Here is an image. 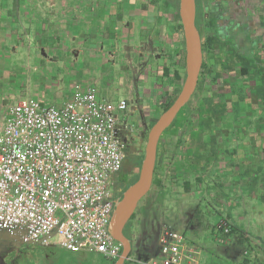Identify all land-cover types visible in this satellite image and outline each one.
<instances>
[{"label": "crops", "instance_id": "0c3cea01", "mask_svg": "<svg viewBox=\"0 0 264 264\" xmlns=\"http://www.w3.org/2000/svg\"><path fill=\"white\" fill-rule=\"evenodd\" d=\"M255 3L264 0H249L251 7ZM167 17L174 20L175 29L173 7L153 0H0V59L4 60L0 67L12 71L10 60L22 54L26 62L20 68H28L25 86L42 105H62L78 83L95 86L100 96L111 85L123 93L112 99L127 98L133 93L132 84L123 75L106 83L101 79L103 68L109 63L114 75L116 69H133L137 53L143 58V71L148 70ZM178 37L176 33V48ZM121 54L130 56L123 60ZM39 69L44 72L38 73ZM8 96H0V102ZM185 144L184 150L191 149L192 154L182 158L181 171L202 180L194 187L187 179L183 186L182 230L190 228L197 234L200 264H264V157L260 164L249 163L252 156L242 163L228 162L229 158L218 161L225 154L234 156L236 149L214 147L212 152L211 146L200 152V146ZM194 156L197 171L188 161ZM208 165L214 172L211 182L206 179ZM191 189L197 191L196 198L190 196ZM224 220L231 234L217 228Z\"/></svg>", "mask_w": 264, "mask_h": 264}, {"label": "built area", "instance_id": "2783aa9c", "mask_svg": "<svg viewBox=\"0 0 264 264\" xmlns=\"http://www.w3.org/2000/svg\"><path fill=\"white\" fill-rule=\"evenodd\" d=\"M23 90L0 102V228L32 239L54 232L72 252L117 260L122 244L112 235L110 184L123 164L116 129L132 95L113 102L78 83L62 105H42ZM218 228L230 230L225 220ZM200 254L182 231L165 226L147 264H200Z\"/></svg>", "mask_w": 264, "mask_h": 264}, {"label": "rangeland", "instance_id": "374dc122", "mask_svg": "<svg viewBox=\"0 0 264 264\" xmlns=\"http://www.w3.org/2000/svg\"><path fill=\"white\" fill-rule=\"evenodd\" d=\"M154 2L163 4V0H153V3ZM205 3L208 4L206 8L207 24L202 28V36H214L213 47L205 54L207 66L211 71H209L204 80V88L200 92L197 91L189 103L190 123H187L184 128L179 130V135L167 134L161 139L164 144L162 148L164 157L162 156V166L155 175L162 179L165 191L167 192V198L165 200L166 210L162 218L170 221L168 225L182 231L190 244H196L197 234L192 232L190 228L185 231L182 230V225L185 222H183L181 216V193L187 179L192 182L194 187H196L199 182L196 181L193 174L187 176L182 171L174 172L172 167V161L182 152L183 146L184 149L186 148L185 142L188 141L189 145L193 147L200 146L202 148L200 152H205L206 149L204 148L208 149L212 146V137L214 136L216 137L217 147L227 148V151L236 149L237 152L234 156L225 154V156H220L218 161L229 158L228 162L234 161L242 163L247 162L248 156H252L254 160L253 162L249 161V163L260 164L262 162L260 158L264 157V118L260 123L258 122L259 113L264 109V105H257L256 113H254V115L252 114V117L247 118L248 114H246V112L247 110L251 112L250 108L246 106V110L242 111L238 109L239 106L246 104L242 102L236 103L238 97L237 93L239 92L235 93V91L241 86L248 88L250 84H254L255 82L252 83V80H245V78L240 75L238 69L225 68L222 65L230 61V49L232 48L230 45V38L232 36H236V38L238 37L243 41V46L237 47L238 52L247 51L252 55H260L264 60V3H255L253 7L249 5V0H206ZM212 19L216 20V25H208V21ZM171 24H173L172 27ZM175 29L174 20H170L167 17L166 25L163 27V33L158 36V46L155 49L157 54H152V59H150L151 67L148 70L143 71L144 68L141 66V63L144 61L143 58L141 60L137 53L133 54V69L128 67L129 69L125 68L123 72L120 69H116L114 75L111 73V70L113 71L114 69L111 65H108L109 63L103 68L105 73L101 76V79L103 81L105 80L106 83L112 84L114 80H121L120 77L123 75V77H126L125 81H129V83L132 84V92L137 93L136 97L140 99L144 109L145 118L143 119L147 122V133L152 126L153 119L157 118L162 113L163 103L174 94H178L179 87L182 85V82L176 83L173 80V72L178 68L182 70L183 66H181V63L182 61L184 62V57L175 51L177 46V41L175 39L177 30ZM26 49L28 48L26 47ZM9 52L10 51H8V53ZM129 56L121 54L123 60L126 59L125 57ZM3 61L4 60L0 59V64ZM22 62L24 63L26 60L24 56L22 58L21 54L10 60L9 66L12 67V71L11 68L2 69L0 67L1 97L8 94L9 96L7 98L13 100V97H11L12 95H17L22 91V87H27L25 86V78L28 68L22 65L21 70L20 63ZM18 65L19 67H16ZM166 68L169 69V74H166ZM31 69L30 72L32 71ZM43 72V69L38 70V73ZM23 91L30 95L28 91ZM101 93L102 97L106 95L105 98H111L110 101L113 102L118 101L122 97L117 99L112 98L117 95H123L122 92L118 93L111 85ZM251 94L254 96L253 101L256 102L255 92ZM208 97H211L214 102L225 100L227 107H232L233 109L228 112L223 120L216 124L206 126L199 131L197 134L199 137L192 136L191 130L198 124L196 117L197 112L195 113V110L199 103ZM237 111H241L239 115L236 114ZM228 122L232 123V125L228 126ZM141 124L140 122L139 129L141 128ZM180 135L182 138L181 145L177 142ZM218 153H223V151H218ZM212 168L211 165L206 167V179L209 182L213 179L212 175L214 172ZM154 189L155 185L152 190ZM192 191H194V193H192ZM190 193L193 194L190 196L196 198L197 191L195 189H191ZM196 200L197 199H194V202ZM143 202L144 201H142L141 204H143ZM69 252V256H64L62 258L69 260L73 259L76 261V264L85 263L83 259L81 261L75 256L77 253ZM91 254L92 253H88L89 257L95 256Z\"/></svg>", "mask_w": 264, "mask_h": 264}, {"label": "flooded vegetation", "instance_id": "af4514ba", "mask_svg": "<svg viewBox=\"0 0 264 264\" xmlns=\"http://www.w3.org/2000/svg\"><path fill=\"white\" fill-rule=\"evenodd\" d=\"M205 54L206 52H204V62L207 63ZM207 74H205L200 89H197L198 92L204 88V80ZM199 85L200 82L198 88ZM131 95L128 113L116 129V136L121 143L124 157L121 169L112 176L110 184L111 195L115 203L114 212L124 191L131 185L129 181L138 173V168L132 164L135 158L143 154L144 141L147 135V122L143 119L145 114L140 99L136 97V92L131 93ZM140 122L142 124L139 129ZM142 201H144L143 204H141ZM141 202L124 227V234L131 242L128 264H147L161 247L164 227L170 226L162 217L152 221V218L140 211L142 207L147 205L152 208V189ZM31 240L33 239L29 238L25 230H0V264H76L73 259L62 258L69 256L70 250L53 240V237L38 243L30 242ZM84 252L92 251L74 253H77L75 256L82 261V259L86 260L89 257ZM94 255L95 261L104 257L96 252Z\"/></svg>", "mask_w": 264, "mask_h": 264}, {"label": "trees", "instance_id": "16d2710c", "mask_svg": "<svg viewBox=\"0 0 264 264\" xmlns=\"http://www.w3.org/2000/svg\"><path fill=\"white\" fill-rule=\"evenodd\" d=\"M197 1V26L202 34V28L204 27L203 25L207 24L206 23V8L208 6V4L205 3L206 0H196ZM163 4L165 6H172L174 11H175V20L178 21L177 26H176V30L177 33H179V43H180V47L176 48L177 53H180L182 55V57H184V41L182 39L181 36V28L182 25L180 23V17H179V13H178V7H179V0H163ZM208 25H216V20L212 19L208 21ZM202 25V27H201ZM213 43H214V36H205L204 37V43H203V49L204 52H209V50L213 47ZM230 45H231V57H230V61L227 63H223V67L225 68H235L239 70V73L241 76H243L245 78V80H252V83L254 84H250V87L248 86V88H244V86H241L238 90L235 91V93L238 94L237 97V101L236 103H245L246 105H241L239 106L238 109L244 111L246 110V106L248 108H250L251 112H248L249 110H247L246 114H248L247 118L252 117L251 115L254 113H256L257 109V105H264V61L261 59L260 56L258 55H251L250 53H248L247 51H243V52H238L237 51V47L238 46H243V41L240 38H236V36H232L230 38ZM183 61L181 63L182 70L181 68L176 69L173 72V80L176 83L182 82L184 79V65H183ZM210 68L207 66V63L204 62L203 64V70L201 73V77L202 79L199 81L200 86L203 82V79L205 77L206 73H209ZM166 74H169V69L166 68ZM178 89V88H177ZM181 89V86L179 87V91ZM178 92V91H177ZM252 92H255L256 94V99L257 101H253L254 96L251 94ZM177 94H174L173 96H171L167 101H165L162 105V112L167 109L173 102L174 98L176 97ZM233 108L227 107V103L226 101H215L211 98L208 97L207 99H203L197 109L195 110V113L197 112V120H198V124L192 128L191 130V135L192 136H197V134L199 133V131H201L202 129H204V127L206 126H210L211 124H216L219 121L223 120L225 118V116H227L228 112L231 111ZM235 109V108H234ZM236 110V109H235ZM260 111V110H259ZM194 112V111H192ZM241 111H237L236 114L239 115ZM190 111H189V104L187 106H185L179 113L176 121L174 122V124L168 129L166 130V132L164 133L163 137L167 134H175V135H179V130L181 128H184L186 126L187 123H190ZM264 118V109H262L259 113V119L258 122L260 123ZM157 118L153 119V123L156 121ZM246 119V118H245ZM152 123V125H153ZM232 123L228 122V126H231ZM262 125V124H261ZM178 144H182V138L181 135L178 138ZM163 142L160 141L159 143V147H158V160H157V166H156V173L157 171H159V169L161 168L162 164L161 162L163 161ZM186 146V144H185ZM217 148V142H216V138L213 136L212 138V152H215V148ZM191 153L192 154V150L188 149V150H184V146H183V150L182 152H180L176 158L172 161V167L174 172H178L181 171V168L183 166H185V164L182 163V158L186 157L187 153ZM232 152H235V150H233ZM163 156V157H162ZM194 156L193 158H188L189 161V165L191 167V169H197L196 164L193 162V159L195 160ZM143 158V154H141L140 156H138L137 158H135L132 166H135L139 169L141 161ZM187 158V157H186ZM197 171V170H196ZM138 177V174H136L130 181L129 184H132L133 182L136 181ZM202 178H197V181H201ZM154 185L156 187V189L152 190V208L149 207V205H147L146 207H142L141 208V212L144 213L147 217L152 218V221L158 220L160 219V217H162V215L164 214L165 210H166V206H165V200L167 198V192L165 191V186L164 183L162 182V179L159 177H156L154 180ZM188 185V189L190 188V183L186 184ZM185 185V186H186ZM151 202V201H150ZM166 222L170 223L169 220H166ZM220 223V222H219ZM218 223V225H219ZM217 225V228H218ZM227 227L230 229L228 233H232V228L229 227L228 223H227ZM221 231H224L223 228H221ZM227 233V234H228ZM85 254L88 255V253H92L91 255H94V252H84ZM89 256V255H88ZM84 264H114L115 260H107L104 257H101L99 260H94V256L93 257H88L86 260H84ZM129 261H126L125 264H128Z\"/></svg>", "mask_w": 264, "mask_h": 264}, {"label": "water", "instance_id": "95a60500", "mask_svg": "<svg viewBox=\"0 0 264 264\" xmlns=\"http://www.w3.org/2000/svg\"><path fill=\"white\" fill-rule=\"evenodd\" d=\"M178 13L182 25L181 36L184 41V79L181 89L172 104L157 117L148 130L143 147V158L137 173L138 177L124 191L121 200L116 206L112 220V235L122 244L123 250L114 264H125L129 259L131 242L124 234V227L136 211L141 200L153 188L159 143L166 130L174 124L180 111L190 103L198 89L204 64V37L196 23L197 1L179 0ZM0 230L5 229L0 228ZM53 236L54 232H51L30 242H43Z\"/></svg>", "mask_w": 264, "mask_h": 264}]
</instances>
